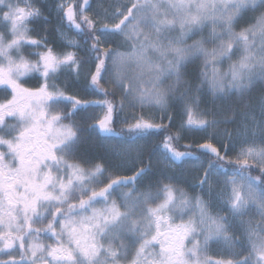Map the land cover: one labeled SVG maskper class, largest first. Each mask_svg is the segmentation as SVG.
I'll list each match as a JSON object with an SVG mask.
<instances>
[{
    "label": "snow or ice",
    "instance_id": "1",
    "mask_svg": "<svg viewBox=\"0 0 264 264\" xmlns=\"http://www.w3.org/2000/svg\"><path fill=\"white\" fill-rule=\"evenodd\" d=\"M0 264H264V0H0Z\"/></svg>",
    "mask_w": 264,
    "mask_h": 264
},
{
    "label": "rangeland",
    "instance_id": "2",
    "mask_svg": "<svg viewBox=\"0 0 264 264\" xmlns=\"http://www.w3.org/2000/svg\"><path fill=\"white\" fill-rule=\"evenodd\" d=\"M82 2V0H81ZM112 0H89V3L92 5L93 11H101L104 6L107 4L111 3ZM91 15V13H89ZM83 87L82 81L79 84L76 83H71L70 84V90L69 94H72L74 92H77L78 90H81ZM208 100L211 98L208 97ZM115 140V138H113ZM81 152L85 156L93 157V156H106L107 155V150L105 147V142L103 141L102 138L96 136L95 134L88 135L87 138L85 139V142L81 146ZM155 159V157H154ZM162 167L163 165H159ZM45 242H51L50 239L45 240ZM218 248L217 246L213 245L209 249V255L212 256L213 259L218 258L215 253L217 252ZM157 251H158V246H157Z\"/></svg>",
    "mask_w": 264,
    "mask_h": 264
},
{
    "label": "trees",
    "instance_id": "3",
    "mask_svg": "<svg viewBox=\"0 0 264 264\" xmlns=\"http://www.w3.org/2000/svg\"><path fill=\"white\" fill-rule=\"evenodd\" d=\"M69 90H70V87H69ZM259 93L257 92V95H258ZM182 146H183V143H182Z\"/></svg>",
    "mask_w": 264,
    "mask_h": 264
}]
</instances>
